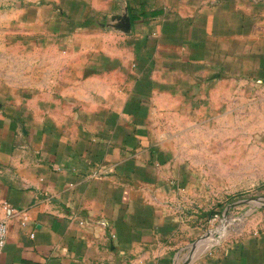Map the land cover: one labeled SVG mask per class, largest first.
<instances>
[{
    "label": "crops",
    "instance_id": "crops-1",
    "mask_svg": "<svg viewBox=\"0 0 264 264\" xmlns=\"http://www.w3.org/2000/svg\"><path fill=\"white\" fill-rule=\"evenodd\" d=\"M44 2L31 66L0 77V264H264V225L201 235L168 144L234 90L264 98V0Z\"/></svg>",
    "mask_w": 264,
    "mask_h": 264
},
{
    "label": "rangeland",
    "instance_id": "rangeland-1",
    "mask_svg": "<svg viewBox=\"0 0 264 264\" xmlns=\"http://www.w3.org/2000/svg\"><path fill=\"white\" fill-rule=\"evenodd\" d=\"M23 2L19 9L17 2L0 0L1 78L11 67L31 66L38 53L33 43L39 23L27 6L33 0ZM213 107L200 117L185 116L184 130H175L179 139L168 144L189 176L181 196L184 213L202 236L225 243L264 225V209L253 210L248 202L264 196V98L234 90Z\"/></svg>",
    "mask_w": 264,
    "mask_h": 264
},
{
    "label": "built area",
    "instance_id": "built-area-1",
    "mask_svg": "<svg viewBox=\"0 0 264 264\" xmlns=\"http://www.w3.org/2000/svg\"><path fill=\"white\" fill-rule=\"evenodd\" d=\"M99 176V175H98ZM4 216L0 219V256L4 251L9 234V225L12 219L20 214V211L8 203L3 204ZM28 218H23L22 226H26Z\"/></svg>",
    "mask_w": 264,
    "mask_h": 264
},
{
    "label": "water",
    "instance_id": "water-1",
    "mask_svg": "<svg viewBox=\"0 0 264 264\" xmlns=\"http://www.w3.org/2000/svg\"><path fill=\"white\" fill-rule=\"evenodd\" d=\"M248 202L253 203V206H252L253 210L264 209V196L261 198L253 199V200L248 201ZM187 264H189V263H187Z\"/></svg>",
    "mask_w": 264,
    "mask_h": 264
}]
</instances>
